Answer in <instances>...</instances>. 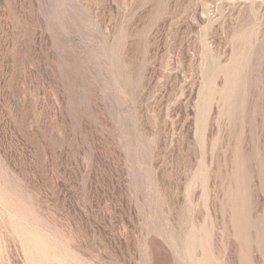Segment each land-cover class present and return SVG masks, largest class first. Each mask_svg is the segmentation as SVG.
<instances>
[{"label":"rangeland","instance_id":"1","mask_svg":"<svg viewBox=\"0 0 264 264\" xmlns=\"http://www.w3.org/2000/svg\"><path fill=\"white\" fill-rule=\"evenodd\" d=\"M0 264H264V0H0Z\"/></svg>","mask_w":264,"mask_h":264}]
</instances>
